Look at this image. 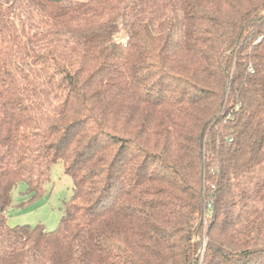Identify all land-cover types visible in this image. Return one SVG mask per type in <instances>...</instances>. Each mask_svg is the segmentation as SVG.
Listing matches in <instances>:
<instances>
[{
	"label": "trees",
	"instance_id": "16d2710c",
	"mask_svg": "<svg viewBox=\"0 0 264 264\" xmlns=\"http://www.w3.org/2000/svg\"><path fill=\"white\" fill-rule=\"evenodd\" d=\"M0 264H264V0H0Z\"/></svg>",
	"mask_w": 264,
	"mask_h": 264
},
{
	"label": "rangeland",
	"instance_id": "374dc122",
	"mask_svg": "<svg viewBox=\"0 0 264 264\" xmlns=\"http://www.w3.org/2000/svg\"><path fill=\"white\" fill-rule=\"evenodd\" d=\"M122 36L123 39L128 37L127 33H123ZM73 188L74 181L65 174L61 163L51 168L49 179L45 181L40 194L29 190L27 183H18L13 190L12 203L7 211L9 226L30 225L35 227L41 224L48 232L56 230L65 215L66 204L73 196ZM207 225L208 220L205 218L204 230ZM200 240L203 243L202 262L207 240L206 238Z\"/></svg>",
	"mask_w": 264,
	"mask_h": 264
}]
</instances>
